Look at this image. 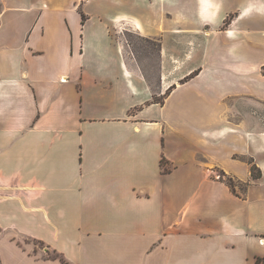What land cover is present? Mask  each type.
Here are the masks:
<instances>
[{
    "label": "crops",
    "instance_id": "1",
    "mask_svg": "<svg viewBox=\"0 0 264 264\" xmlns=\"http://www.w3.org/2000/svg\"><path fill=\"white\" fill-rule=\"evenodd\" d=\"M258 260L264 0H0V264Z\"/></svg>",
    "mask_w": 264,
    "mask_h": 264
},
{
    "label": "rangeland",
    "instance_id": "2",
    "mask_svg": "<svg viewBox=\"0 0 264 264\" xmlns=\"http://www.w3.org/2000/svg\"><path fill=\"white\" fill-rule=\"evenodd\" d=\"M130 41L133 43V48L135 49V57L139 62L151 65V71L154 73L159 62L157 42L135 35L130 37ZM39 248L43 249V246H39Z\"/></svg>",
    "mask_w": 264,
    "mask_h": 264
},
{
    "label": "trees",
    "instance_id": "3",
    "mask_svg": "<svg viewBox=\"0 0 264 264\" xmlns=\"http://www.w3.org/2000/svg\"><path fill=\"white\" fill-rule=\"evenodd\" d=\"M231 18H228L224 22V26H226ZM251 175L254 179H258L260 177V171L255 167V165L251 166ZM226 184L229 186V188L233 191L236 192V187L238 186L240 189L243 188V184H237L233 179L227 178L225 180ZM257 264H260V261H257Z\"/></svg>",
    "mask_w": 264,
    "mask_h": 264
},
{
    "label": "built area",
    "instance_id": "4",
    "mask_svg": "<svg viewBox=\"0 0 264 264\" xmlns=\"http://www.w3.org/2000/svg\"><path fill=\"white\" fill-rule=\"evenodd\" d=\"M220 176L219 175H217V178H219Z\"/></svg>",
    "mask_w": 264,
    "mask_h": 264
}]
</instances>
